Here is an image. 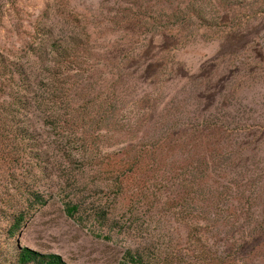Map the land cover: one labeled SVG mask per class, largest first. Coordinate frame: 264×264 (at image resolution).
I'll return each instance as SVG.
<instances>
[{
  "label": "rangeland",
  "instance_id": "374dc122",
  "mask_svg": "<svg viewBox=\"0 0 264 264\" xmlns=\"http://www.w3.org/2000/svg\"><path fill=\"white\" fill-rule=\"evenodd\" d=\"M72 30L80 48L41 70L44 34L58 47ZM0 55L31 77L24 132L0 131V264L19 247L66 264H264L239 245L264 222V0H0Z\"/></svg>",
  "mask_w": 264,
  "mask_h": 264
},
{
  "label": "trees",
  "instance_id": "16d2710c",
  "mask_svg": "<svg viewBox=\"0 0 264 264\" xmlns=\"http://www.w3.org/2000/svg\"><path fill=\"white\" fill-rule=\"evenodd\" d=\"M76 29V28H75ZM45 38L43 42H40L37 46V50L34 52L36 54V58L39 61V65L41 66V70L46 69H60L63 64L62 60L59 61V55L63 51L75 50L79 49L80 46L76 47L72 46L77 34L76 30H72L69 35V40L67 43H62L58 47L51 43L53 40V35L51 31H47L45 34ZM56 54V56H55ZM58 55V56H57ZM131 58V57H130ZM135 57H132L134 59ZM54 61V63H53ZM68 63V61H67ZM151 69V65L147 64L144 68H142L138 72V79L147 85H154V83L159 82L160 77L156 79H151L152 76L156 75ZM28 69L24 67L22 64L14 63L9 60L2 58L0 55V94L3 93V98L0 99V131L1 133H11L13 132H24V129H20L18 126H15L14 123L18 122L19 116L27 114V111L31 105V103L27 99V95H25V91L29 89L30 85V73H27ZM152 72V73H151ZM153 80V83L149 82ZM26 82V83H25ZM24 91V94L22 92ZM148 101L152 100L149 95L144 96ZM141 100V96L139 97ZM142 102V100H141ZM166 108V106H165ZM164 108V109H165ZM165 117L173 118V114L170 113L169 110L165 111ZM13 123L15 129L12 127H7L4 124L6 122ZM176 127L173 125L170 130L165 132V136L169 137L170 135L177 134ZM26 131V130H25ZM0 210L3 212L5 209L0 206ZM24 214L21 212L16 213L14 217V221L11 224L8 230V237L14 238L16 232L20 228L21 223L24 220ZM262 232L256 234V236H252L248 233L247 237L240 239L239 245L244 243L248 245L249 241H255L259 244L261 249L264 248V222L262 223ZM264 250V249H263ZM133 258V257H132ZM131 258V259H132ZM7 264H66L61 258L54 254H42L28 247H19L14 255V262H8Z\"/></svg>",
  "mask_w": 264,
  "mask_h": 264
}]
</instances>
